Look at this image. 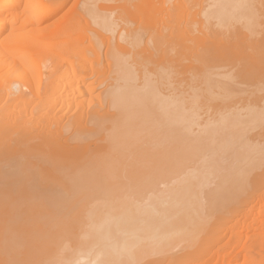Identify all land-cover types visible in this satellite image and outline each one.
<instances>
[{"label":"bare ground","instance_id":"1","mask_svg":"<svg viewBox=\"0 0 264 264\" xmlns=\"http://www.w3.org/2000/svg\"><path fill=\"white\" fill-rule=\"evenodd\" d=\"M0 264H264V0H0Z\"/></svg>","mask_w":264,"mask_h":264},{"label":"rangeland","instance_id":"2","mask_svg":"<svg viewBox=\"0 0 264 264\" xmlns=\"http://www.w3.org/2000/svg\"><path fill=\"white\" fill-rule=\"evenodd\" d=\"M64 10V9H63ZM239 246H237V249H238Z\"/></svg>","mask_w":264,"mask_h":264}]
</instances>
